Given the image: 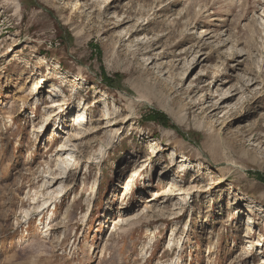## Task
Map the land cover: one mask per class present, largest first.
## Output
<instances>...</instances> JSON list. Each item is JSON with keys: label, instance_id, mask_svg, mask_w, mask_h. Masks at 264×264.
<instances>
[{"label": "rangeland", "instance_id": "374dc122", "mask_svg": "<svg viewBox=\"0 0 264 264\" xmlns=\"http://www.w3.org/2000/svg\"><path fill=\"white\" fill-rule=\"evenodd\" d=\"M258 175L264 0H0V264H264Z\"/></svg>", "mask_w": 264, "mask_h": 264}, {"label": "trees", "instance_id": "16d2710c", "mask_svg": "<svg viewBox=\"0 0 264 264\" xmlns=\"http://www.w3.org/2000/svg\"><path fill=\"white\" fill-rule=\"evenodd\" d=\"M102 79L106 84H108L110 86L113 85V82L111 80L109 81L106 78H102ZM145 118H146L145 120H147V121H153L157 124L166 126L168 128H172V129L175 128V125L171 123L170 119L166 115H164L163 113L157 112V110H150L149 113L145 116ZM257 177L260 180L264 181L263 176L258 175Z\"/></svg>", "mask_w": 264, "mask_h": 264}, {"label": "bare ground", "instance_id": "6f19581e", "mask_svg": "<svg viewBox=\"0 0 264 264\" xmlns=\"http://www.w3.org/2000/svg\"><path fill=\"white\" fill-rule=\"evenodd\" d=\"M234 93L231 91V94H229V95H227V96H232ZM227 96H224V98H227ZM83 113H80L79 115H78V118H77V124H79V125H81V123H82V121L84 120V117H83ZM66 165V164H65ZM62 167V166H61ZM67 167L65 166V169H66ZM62 170V169H61ZM62 191H63V189H61L60 190V192L58 191V194H61L62 193ZM179 194V193H178ZM54 197H57V195L56 196H54ZM53 197V198H54ZM55 201V200H54ZM46 204H48L47 202H45V205ZM42 207H46V206H42ZM250 222V221H249Z\"/></svg>", "mask_w": 264, "mask_h": 264}]
</instances>
